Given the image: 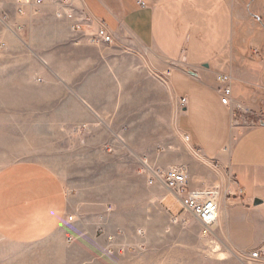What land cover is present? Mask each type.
Listing matches in <instances>:
<instances>
[{
  "label": "crops",
  "instance_id": "obj_1",
  "mask_svg": "<svg viewBox=\"0 0 264 264\" xmlns=\"http://www.w3.org/2000/svg\"><path fill=\"white\" fill-rule=\"evenodd\" d=\"M74 3L78 13L85 10L103 23L114 43L99 46L90 41L96 24L75 38L68 21L62 26L55 21L59 31L54 37V17L47 12L36 16L39 21L51 22L49 42L42 51L61 54L62 63L71 70L69 79L90 88L82 97L101 118V143L109 133L114 134L113 148L119 155H101V164L113 165L108 188L114 195L111 200L101 197L96 215H90L89 210L78 218L68 212L65 186L52 170L34 162L11 165L0 173V236L16 244H32L69 225L78 229L93 223L102 230L112 224L117 232L108 239L115 250L124 227L125 180L130 182L125 185L131 199L129 208L135 207L143 216L139 233L149 241L155 235L165 236L172 228L181 229L200 261V220L184 212L166 187L148 183L149 170L157 165H184L190 188L217 187L220 191L219 220L208 236L215 260L230 262L239 255L264 250V0ZM109 51L116 55L109 61L113 79L101 77V65H106ZM221 73L233 78V103L244 101L248 114L255 116L230 148L232 109L221 104L222 85L216 80ZM109 83L112 91L101 87ZM169 88L187 98L186 108L177 115L178 126L191 135L205 162L183 146L165 143L177 110L175 104L171 107ZM101 94L105 107H101ZM125 132V147L136 156L130 165L136 168L123 174L120 151ZM140 165L143 171L137 168ZM68 214L73 217L71 222ZM115 263L133 264L127 259Z\"/></svg>",
  "mask_w": 264,
  "mask_h": 264
},
{
  "label": "rangeland",
  "instance_id": "obj_2",
  "mask_svg": "<svg viewBox=\"0 0 264 264\" xmlns=\"http://www.w3.org/2000/svg\"><path fill=\"white\" fill-rule=\"evenodd\" d=\"M20 9L19 0H0V173L21 162L42 164L63 182L68 212L78 218H83L89 210L90 215H96L101 209V197L111 200L114 195L113 189L108 188L113 165L101 164V155H119V150L113 148L114 134L109 133L101 143V118L82 97L89 93L90 88L69 79L71 70L62 63L64 57L61 54L55 50L52 53L42 51L49 42L51 22L44 19L39 21L36 16L52 13L54 37L59 31L56 22L61 26L63 22L68 21L70 25L72 22L57 18L51 5L36 10L24 7V13ZM87 30L84 28L83 33L78 35ZM110 54L109 51L106 65H101V77L113 79L114 69L109 61L116 55ZM147 69L155 71L149 67ZM101 87L113 89L112 83ZM168 94L171 107L175 104L177 110L172 116L169 138L165 143L183 146L195 156L183 142L181 135L185 132L180 130L177 122V115L183 111L179 100L184 97L176 95L171 88ZM105 103L101 94V107H105ZM243 114L240 111L231 112L229 148L255 117ZM126 136L127 133H123L120 151L123 174L136 168L130 165L136 156L125 147ZM191 145L195 147L193 143ZM137 168L143 171V165ZM128 183L122 181L121 209L125 218L122 236L117 239L115 250L108 239L117 232L112 224L102 230L93 223L78 229H71L69 225L53 236L32 244H16L0 236V264H116L119 259L130 260L133 264H264V261L245 255H239L230 262L216 261L209 235L204 237L202 234L199 261L197 253L194 255L190 250L182 230L178 228L170 229L165 236L155 235L147 241L138 228L143 216L135 207L132 211L129 208L131 199L128 188H125ZM103 184L106 188H103ZM132 199L135 201V198ZM72 215L68 214V217ZM102 234L105 240L101 238Z\"/></svg>",
  "mask_w": 264,
  "mask_h": 264
},
{
  "label": "built area",
  "instance_id": "obj_3",
  "mask_svg": "<svg viewBox=\"0 0 264 264\" xmlns=\"http://www.w3.org/2000/svg\"><path fill=\"white\" fill-rule=\"evenodd\" d=\"M20 11H24V7L38 9L42 6L51 5L55 8L56 16L59 19H66L72 22L71 31L78 35L83 33V29H90L96 24L97 29L95 34L90 38L93 44L111 45L114 43V38L109 30L89 14L83 10L77 12L74 0H19ZM24 13V12H23ZM85 33V32H84ZM2 47V44L0 45ZM4 47V45H3ZM216 80L222 85L219 89L221 104L225 107H230L233 112L240 111L248 113L244 101L238 100L233 103V78L230 74L221 73L217 74ZM165 83L169 85L168 80ZM181 110L187 105V98L179 100ZM183 142L189 147V151L197 156L201 161L205 162V157L202 152L196 147H192V139L189 133H182ZM150 185L159 183L166 187L175 200L181 205L183 210L187 213L196 216L201 224V234L207 237L212 231L213 227L217 224L220 214V191L216 187L192 189L188 185V172L184 165L171 166V167H157L149 170ZM73 217H69L72 221ZM248 258L264 261V250H257L252 252Z\"/></svg>",
  "mask_w": 264,
  "mask_h": 264
},
{
  "label": "water",
  "instance_id": "obj_4",
  "mask_svg": "<svg viewBox=\"0 0 264 264\" xmlns=\"http://www.w3.org/2000/svg\"><path fill=\"white\" fill-rule=\"evenodd\" d=\"M258 204H259V202L255 201V205H258Z\"/></svg>",
  "mask_w": 264,
  "mask_h": 264
}]
</instances>
